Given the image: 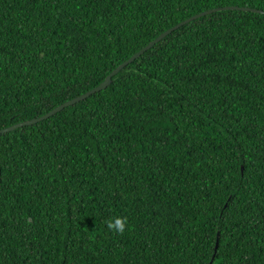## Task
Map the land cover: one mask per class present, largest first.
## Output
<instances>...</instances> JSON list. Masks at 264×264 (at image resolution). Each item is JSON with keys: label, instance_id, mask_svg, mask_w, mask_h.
<instances>
[{"label": "trees", "instance_id": "obj_1", "mask_svg": "<svg viewBox=\"0 0 264 264\" xmlns=\"http://www.w3.org/2000/svg\"><path fill=\"white\" fill-rule=\"evenodd\" d=\"M180 23L0 135V264H264V0H0V129Z\"/></svg>", "mask_w": 264, "mask_h": 264}, {"label": "water", "instance_id": "obj_2", "mask_svg": "<svg viewBox=\"0 0 264 264\" xmlns=\"http://www.w3.org/2000/svg\"><path fill=\"white\" fill-rule=\"evenodd\" d=\"M226 8H238V7H235V6H230V7H226ZM243 9L245 10H249L250 8L248 7H244ZM213 10H216V9H212L210 11H205V12H202L200 14H197V15H194L192 16L191 18L187 19L186 21H190L192 19H195V18H198L208 12H212ZM255 10V9H253ZM255 11H261V10H255ZM185 21V22H186ZM184 23V22H182ZM182 23L180 24H177L176 26L168 29L167 31H165L164 33H162L159 37H157L155 40H153L152 42H150L147 46H145L143 49H141L139 52H137L136 54H134L130 59H128L126 62H124L123 64H121L120 66H118L109 76H107V78L101 83L99 84L98 86L94 87L93 89L89 90L88 92L78 96V97H75L63 104H61L60 106L56 107L55 109H53L52 111L48 112L47 114L43 115V116H40V117H36V118H32L30 120H26V121H23L21 123H17L13 126H10V127H7V128H4V129H0V135L2 133H5L7 131H11L17 127H20V126H23V125H31V124H34V123H37L41 120H44L46 118H49L51 115H53L54 113L62 110L64 107L66 106H69V105H72L82 99H85L86 97H88L89 95L95 93V92H98V91H101L105 88H107L111 83H112V80H113V76L116 75L120 70H122L126 65H128L130 62L134 61L137 57H139L141 54H143L146 50L150 49L153 45H155L157 42H159L160 40H162L165 36H167V34H169L171 31H173L174 29L178 28ZM218 246V245H217Z\"/></svg>", "mask_w": 264, "mask_h": 264}, {"label": "clouds", "instance_id": "obj_3", "mask_svg": "<svg viewBox=\"0 0 264 264\" xmlns=\"http://www.w3.org/2000/svg\"><path fill=\"white\" fill-rule=\"evenodd\" d=\"M108 227L119 233H124L128 227L127 218L116 217L114 220L109 222Z\"/></svg>", "mask_w": 264, "mask_h": 264}]
</instances>
